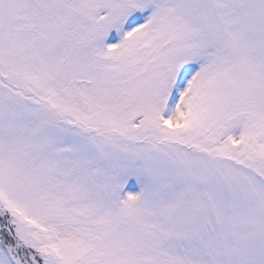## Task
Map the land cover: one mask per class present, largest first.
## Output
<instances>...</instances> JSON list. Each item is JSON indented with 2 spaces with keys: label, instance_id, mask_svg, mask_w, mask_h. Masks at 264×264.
<instances>
[{
  "label": "snow or ice",
  "instance_id": "6c2138e0",
  "mask_svg": "<svg viewBox=\"0 0 264 264\" xmlns=\"http://www.w3.org/2000/svg\"><path fill=\"white\" fill-rule=\"evenodd\" d=\"M0 264H264V0H0Z\"/></svg>",
  "mask_w": 264,
  "mask_h": 264
}]
</instances>
